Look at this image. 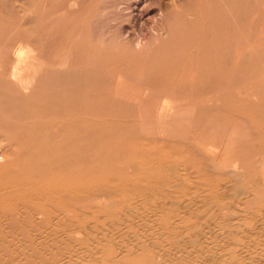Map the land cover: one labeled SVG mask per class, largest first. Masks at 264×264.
<instances>
[{
	"label": "bare ground",
	"instance_id": "6f19581e",
	"mask_svg": "<svg viewBox=\"0 0 264 264\" xmlns=\"http://www.w3.org/2000/svg\"><path fill=\"white\" fill-rule=\"evenodd\" d=\"M30 1L0 0V264H264V1L196 0L140 70L87 48L93 0Z\"/></svg>",
	"mask_w": 264,
	"mask_h": 264
},
{
	"label": "rangeland",
	"instance_id": "374dc122",
	"mask_svg": "<svg viewBox=\"0 0 264 264\" xmlns=\"http://www.w3.org/2000/svg\"><path fill=\"white\" fill-rule=\"evenodd\" d=\"M58 1L62 2L65 0H31L30 2L52 5ZM261 1L264 0H250L249 3H254L256 10H261L263 9ZM196 2V0H93V13L91 17L87 16L84 20L82 24V27H84L82 34L86 38L87 48L93 49V56L95 59L97 57H114L116 56L115 54L122 55L125 59L123 62L124 64L126 63L125 65L134 66L135 64L137 69L140 70L144 65H150L153 57L155 60L158 52L165 48L163 41L166 39V34H162V37L158 31V27L162 25V23L173 22L178 19L177 17L180 18L184 16L189 9L191 10L194 7ZM262 11V17L256 19V25L258 26L264 22V9ZM91 40L93 41L92 43L90 42ZM168 48L173 50L175 47L169 46ZM137 75L142 79L144 77L141 73ZM260 81V78L257 79V84L259 83L260 85ZM221 139L222 138L219 136L218 139L215 140L217 145L211 146L212 149L218 150V148H220ZM209 147L210 144L205 140L203 143L199 144V147L196 146V149L203 151L204 149H209ZM256 153L257 152H251L249 148L244 151V158L241 161L245 169L248 167L252 168L251 170H255L257 167L255 171H258L259 166L256 162H258L260 158L256 156ZM221 154L222 153L218 154L217 162L221 160ZM236 154V151L229 153V160L226 161L228 163L226 166H232L234 162H237L238 158ZM259 154H263L262 156H264V150L259 151ZM7 161L8 158L0 157V171L5 169L4 164L8 163ZM261 170L262 167H260L259 171ZM223 171L224 170H222V172ZM225 179L224 177V182L227 181ZM248 191H250L249 194H253L254 196L264 193L263 177L258 176L257 184L248 187ZM123 220L124 218L120 221L123 222ZM182 234L185 235L184 229Z\"/></svg>",
	"mask_w": 264,
	"mask_h": 264
}]
</instances>
